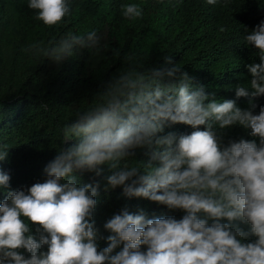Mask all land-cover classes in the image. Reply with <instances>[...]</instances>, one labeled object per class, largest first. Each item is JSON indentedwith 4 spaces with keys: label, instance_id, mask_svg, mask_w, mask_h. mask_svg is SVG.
Here are the masks:
<instances>
[{
    "label": "clouds",
    "instance_id": "obj_1",
    "mask_svg": "<svg viewBox=\"0 0 264 264\" xmlns=\"http://www.w3.org/2000/svg\"><path fill=\"white\" fill-rule=\"evenodd\" d=\"M27 7L48 27L70 14L68 0H29ZM121 11L129 21L143 16L136 3L122 4ZM244 39L259 56V63L246 65L250 80L235 88L237 98L249 97V108L194 87L176 63L146 72L130 68L65 125L63 146L45 165L43 182L13 191L0 169V191L6 190L0 264H264V106L252 111V98L264 95V20ZM99 41L93 30L26 51L60 62ZM175 124L193 131L165 133ZM233 126L253 139L224 143V130ZM7 155L0 147V161ZM84 174L90 175L82 183ZM118 187L125 197L184 214L148 218L143 210L121 209L104 223L110 234L101 248L96 197L101 188Z\"/></svg>",
    "mask_w": 264,
    "mask_h": 264
},
{
    "label": "trees",
    "instance_id": "obj_2",
    "mask_svg": "<svg viewBox=\"0 0 264 264\" xmlns=\"http://www.w3.org/2000/svg\"><path fill=\"white\" fill-rule=\"evenodd\" d=\"M28 2L0 0V147L8 148L0 169L11 177L10 190L43 182L45 165L63 146L65 125L96 99L111 78L130 68L146 72L176 63L194 87L203 85L216 98L250 107L249 97L237 98L235 88L250 80L246 65L259 63L257 50L246 45L244 37L264 20V0H217L214 5L207 0H68L69 16L52 27L36 19L37 10L29 9ZM128 3L142 6V18L123 17L121 5ZM93 30L100 36L97 47L76 48L60 62L26 51L41 41L54 44L69 34ZM252 103L258 114L264 95L252 98ZM191 131L184 124L165 128V133L177 135ZM223 137L224 143L253 139L240 126L225 129ZM137 158L146 159L143 150H137ZM89 175L84 174L81 182H88ZM5 195L6 190L0 191V200ZM96 199L93 219L101 248L107 246L104 238L110 234L104 223L121 209L143 210L148 218L179 219L184 214L145 198L125 197L119 187L107 192L101 188Z\"/></svg>",
    "mask_w": 264,
    "mask_h": 264
}]
</instances>
